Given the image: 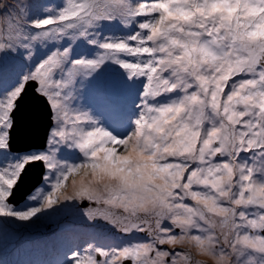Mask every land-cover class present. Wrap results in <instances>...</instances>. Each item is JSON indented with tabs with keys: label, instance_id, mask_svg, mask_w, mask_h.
Wrapping results in <instances>:
<instances>
[{
	"label": "snow or ice",
	"instance_id": "obj_1",
	"mask_svg": "<svg viewBox=\"0 0 264 264\" xmlns=\"http://www.w3.org/2000/svg\"><path fill=\"white\" fill-rule=\"evenodd\" d=\"M61 213L52 264H264V0H0V231Z\"/></svg>",
	"mask_w": 264,
	"mask_h": 264
},
{
	"label": "rangeland",
	"instance_id": "obj_2",
	"mask_svg": "<svg viewBox=\"0 0 264 264\" xmlns=\"http://www.w3.org/2000/svg\"><path fill=\"white\" fill-rule=\"evenodd\" d=\"M65 229H72V231H65ZM88 231L92 230L83 229L75 215L64 213L34 225H10L4 231H0V262L2 264H52L59 258L69 240L86 238ZM94 231L102 241L107 238V234L101 229ZM54 237L55 240L59 239V245L55 243L56 247H53V251L45 245L41 251H37V257L33 254L45 242L44 239L51 243ZM31 242H34L32 247L29 246ZM37 243L40 245H36ZM29 258L31 260L28 261Z\"/></svg>",
	"mask_w": 264,
	"mask_h": 264
},
{
	"label": "water",
	"instance_id": "obj_3",
	"mask_svg": "<svg viewBox=\"0 0 264 264\" xmlns=\"http://www.w3.org/2000/svg\"><path fill=\"white\" fill-rule=\"evenodd\" d=\"M34 110V103L32 101L31 92L29 91V96L26 98L24 113H28ZM46 126L41 124H35L27 121L22 114L20 123L17 128L16 133V144L17 148H27L36 147L39 148L44 141ZM38 171V170H35ZM35 171L28 178L29 183L35 178ZM19 199V197H18ZM23 203V200L20 201Z\"/></svg>",
	"mask_w": 264,
	"mask_h": 264
},
{
	"label": "trees",
	"instance_id": "obj_4",
	"mask_svg": "<svg viewBox=\"0 0 264 264\" xmlns=\"http://www.w3.org/2000/svg\"><path fill=\"white\" fill-rule=\"evenodd\" d=\"M44 241H45V242H43L41 245H40L39 243L36 244V245H40V248H37L36 251L33 250V251H34L33 254H35L36 257H37V254H38L37 251H38V250L41 251L45 245H48V249H50L51 251H53V247H54V248L56 247V246H55V243H56L57 245H59V239H56V240H55V237L51 240V243L46 242L45 239H44ZM33 243H34V242H31V243L29 244V246L32 247V246H33ZM33 254H32V255H33ZM29 260H31V258H29L28 261H29ZM26 264H29V263H26Z\"/></svg>",
	"mask_w": 264,
	"mask_h": 264
},
{
	"label": "bare ground",
	"instance_id": "obj_5",
	"mask_svg": "<svg viewBox=\"0 0 264 264\" xmlns=\"http://www.w3.org/2000/svg\"><path fill=\"white\" fill-rule=\"evenodd\" d=\"M21 204H23V203H21Z\"/></svg>",
	"mask_w": 264,
	"mask_h": 264
}]
</instances>
